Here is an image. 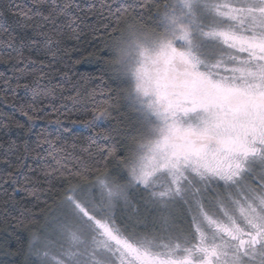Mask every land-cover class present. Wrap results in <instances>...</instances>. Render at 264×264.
Masks as SVG:
<instances>
[{
    "label": "snow or ice",
    "instance_id": "snow-or-ice-1",
    "mask_svg": "<svg viewBox=\"0 0 264 264\" xmlns=\"http://www.w3.org/2000/svg\"><path fill=\"white\" fill-rule=\"evenodd\" d=\"M129 17L164 38L82 90L65 36ZM0 64V225L34 226L24 264H264V0H0ZM112 162L101 204L78 198ZM57 185L58 254L34 210Z\"/></svg>",
    "mask_w": 264,
    "mask_h": 264
},
{
    "label": "trees",
    "instance_id": "trees-1",
    "mask_svg": "<svg viewBox=\"0 0 264 264\" xmlns=\"http://www.w3.org/2000/svg\"><path fill=\"white\" fill-rule=\"evenodd\" d=\"M24 4H29L30 0H19ZM87 2H92V0H87ZM155 11V10H154ZM160 14H163V7L159 9ZM131 21V23H129ZM160 26V22L157 20L140 22L132 19L131 17L127 18L125 21L121 22V26L115 34L114 38H109L104 36L101 30L100 34L94 35L91 29L86 28L83 33L77 38L75 35L69 33L64 38V45H66L67 51L62 52L61 56L65 60L79 61V63L73 64L74 69L85 77H90L84 81H81L82 90L87 88L91 90L101 84L100 77L105 75V70L109 66L111 69H117V44L119 40L125 37L130 30L145 29L147 31H152ZM106 51L110 52L111 60L108 62V56ZM6 71V67L3 64H0V72ZM124 101L120 100L119 104H123ZM4 112H11V109L5 108ZM128 113H123L120 119H125ZM0 118H3L0 116ZM17 119L24 121V117L17 116ZM75 118V117H73ZM65 123H69L65 121ZM117 120H112L108 124H105V127L110 125H117ZM69 126L72 125L69 123ZM75 131L77 134L82 136H87L88 131L83 124L77 123L75 126ZM19 134L15 128H13L12 133L10 134L14 139L16 135ZM117 163H110L108 169H102L100 172L93 173L94 179L91 181H82L81 187H98L97 182L102 178L108 176L112 171H118L122 173L124 169L121 167L117 169ZM123 183V182H122ZM47 187V186H45ZM61 191L59 186L47 192L44 196V199L50 201L47 207H44L42 204L39 208L34 209L35 212L40 215L41 220L38 227L42 230L46 227V224L55 212L57 207L61 204L59 200ZM19 198V196H18ZM30 199V198H28ZM139 199V198H138ZM29 208H32L33 205L28 203L26 199L24 201ZM15 220L10 219L7 223L0 225V264H24V258L18 253V249L27 250V242L30 236V229L33 228V225H24L19 227H13ZM44 231H42L43 233Z\"/></svg>",
    "mask_w": 264,
    "mask_h": 264
},
{
    "label": "rangeland",
    "instance_id": "rangeland-1",
    "mask_svg": "<svg viewBox=\"0 0 264 264\" xmlns=\"http://www.w3.org/2000/svg\"><path fill=\"white\" fill-rule=\"evenodd\" d=\"M164 36L165 33L160 26L152 31H147L141 28H136L132 31L130 30V32L121 40H119L117 44V69L126 64H133L138 59V53L141 46L146 48H155L157 43L162 38H164ZM101 180H104V178H102ZM97 184L98 187L89 186L82 188L87 189L88 191L84 192L83 195L78 192V198L83 199L84 196H88L99 206L101 204V198L104 193H102L101 187L98 182ZM141 212L143 213V206H141ZM143 214L146 216L148 215L147 213ZM123 215L124 214L119 213L118 210V219H122ZM69 219L70 214L68 213L67 207H61V204L57 207L52 216H50L46 227L43 230L44 232L42 233L43 238H49L53 241V243L49 246L50 252L58 254L60 252L61 242L66 243L64 241V237L60 234L59 227L62 222L68 221ZM148 227L151 228V217H149L148 220Z\"/></svg>",
    "mask_w": 264,
    "mask_h": 264
}]
</instances>
